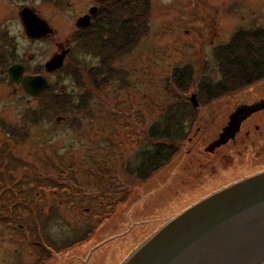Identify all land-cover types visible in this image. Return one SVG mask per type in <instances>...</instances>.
I'll use <instances>...</instances> for the list:
<instances>
[{"label":"rangeland","instance_id":"obj_1","mask_svg":"<svg viewBox=\"0 0 264 264\" xmlns=\"http://www.w3.org/2000/svg\"><path fill=\"white\" fill-rule=\"evenodd\" d=\"M26 1L40 6L57 24L62 42L75 32L76 18L94 5V0H68V8L47 0ZM127 1L132 3V0ZM140 1L147 3L149 8L143 16L142 34L112 61L116 73L104 80L100 88L93 87L86 73L99 65L100 58L90 51L78 50L75 36L72 60L78 67L73 65L70 69L67 66L51 78L53 95L67 94L72 98L69 111L54 113L47 108L41 114V98L19 92L13 94L5 81L0 82V264H92L105 252L168 220L209 194L212 176L224 181L210 174V167L201 170L199 167L193 171L199 174L196 180L180 183V178L188 181L190 173L181 170L183 154L188 147L186 138L183 143L176 144L178 152L170 162L147 181L137 176L135 180L129 177V172L135 162L141 161L142 149L150 148L146 132L153 121H159L165 107L176 102L173 94H179L178 101H184L196 91L198 81L183 93L176 90L170 80L172 70L191 68L195 80L218 77L215 51L239 30L264 29V0ZM8 2L11 5L20 3ZM74 67L81 71L80 81L71 75ZM82 99L84 106L80 105ZM225 102L223 97L212 107ZM54 110H57L55 104ZM221 123V117L212 120L204 111L201 120L196 121L195 117L191 121L188 136H193L197 126L202 125V142H206L213 138ZM8 130L20 131L19 142L1 135ZM105 155L111 164L121 165L125 182L122 190L111 198H102L104 202L100 205V196L106 194L99 191V184L106 187L109 183L101 182L98 171L92 169L100 167ZM191 157L185 163L193 160L197 165L198 160H202L197 159V155ZM53 158L67 168L70 158L74 162L72 168L90 170V173L74 174L100 196L90 197L84 208H78V204L77 208L58 207L60 216L52 217L46 213L48 209L43 208L40 222L36 224L34 220L22 218L17 222L16 218L31 213L32 209L14 205L16 191L29 198L25 189L35 184V169L42 174L44 169L50 171ZM123 192H130L128 198L111 209ZM9 212L10 219H7ZM72 230V236L62 238ZM83 236L87 238L72 244Z\"/></svg>","mask_w":264,"mask_h":264},{"label":"flooded vegetation","instance_id":"obj_2","mask_svg":"<svg viewBox=\"0 0 264 264\" xmlns=\"http://www.w3.org/2000/svg\"><path fill=\"white\" fill-rule=\"evenodd\" d=\"M19 4L12 5L8 0H0V82H6L8 88L11 87V93L16 94L19 92L21 95H26L31 98H42L47 97L48 94H53L52 91V76L56 75L59 71L63 70L68 66L70 69L73 67L72 55L74 52V42L75 36L78 37L82 31V34H87L89 26L96 20L101 7L108 3V0H103L97 2L94 0V5L89 6L87 12L79 15V17L88 14L90 16V23L84 27H77L74 33L70 34L69 37L62 42L61 35L59 34V29L57 24L46 16L44 10L40 6H34L31 3H27L26 0H16ZM60 7L68 8L70 7V2L68 0H47ZM124 1V0H118ZM126 1V0H125ZM95 8L93 13H90V9ZM29 21L31 26L40 30L37 34H29L26 31L25 19ZM72 26V25H71ZM85 30V31H84ZM62 52H65L63 63L60 67L54 69H48L46 64L55 56ZM16 65V69L23 67L22 77L32 76V75H43L47 79V85L45 89L39 93L37 96H30L24 92L21 83H16L12 80L10 76V67ZM66 69V71L68 70ZM219 75V74H218ZM219 77V76H218ZM218 77H211L213 80H217ZM261 84H264V79L257 81L256 83L250 85L249 87L231 94L223 95L219 98L212 99L208 103L202 104L197 91H195L197 100L199 102L198 106H193L195 111L193 112L191 119L199 121L203 118V113L206 111L209 117L213 119L222 118V123L217 125V130L213 138L203 141L202 125H198L193 136L186 137V143L188 145L185 148L184 156L182 159V171L187 170L190 172L188 175V181L180 178V183L185 184L189 181H194L198 178L197 172H193L195 168H207L210 167V174L218 178H224V181H218L211 179L213 183L207 192L211 193L213 191L219 190L225 186H228L236 181L254 175L256 173L264 171V86L258 88ZM226 98L225 104H220L219 106H214V103ZM190 103L188 99H186ZM259 102L263 104L262 106H257L250 113L243 115L238 129L235 134L228 138L224 143L215 146L213 150L208 151L206 147L219 137L223 127L228 123L229 116L231 113L239 106L242 105H252ZM260 106V107H258ZM40 107V106H39ZM209 107V108H208ZM200 109V110H199ZM226 110L225 113H223ZM222 112V113H221ZM222 114V116H221ZM3 124V123H2ZM13 128H11L12 130ZM2 130V129H1ZM20 131L17 132H2L1 135L14 142H19ZM148 136V133L146 132ZM148 138V137H147ZM185 139V138H184ZM181 139L180 143H183ZM198 147V148H196ZM1 148V146H0ZM203 150L204 152H201ZM200 151V152H199ZM197 155L198 160L197 165H194V161L190 160L188 163L189 156ZM70 155H67V157ZM191 157V158H192ZM107 155L99 163L100 167L97 169L98 175L100 176V181H108L109 185L106 187L99 184V191L106 194L99 195L100 199L104 197H110L116 193L118 190H122L124 187L125 178L122 173L121 165L111 164ZM170 162V161H169ZM168 162V163H169ZM52 168L47 172L44 169V174L35 169V184L29 185L25 189V193H28L29 198L26 196H21L17 192V200L14 202L18 208L21 209H32L31 213L26 212L22 216L16 218L17 222L20 218L26 220L29 219L35 224L40 222L39 219L42 214V209H48L46 213L51 214L52 217L60 216L57 211L58 207L65 208H84L85 205L89 203L90 197L97 199V190L92 191L86 186L83 179L75 175L74 173H90V170H80L72 168L74 165L73 159H67V167H64L59 159H52ZM167 163V164H168ZM166 164V165H167ZM138 162H135L133 170L129 173V177L137 179L135 173L137 174ZM60 166V168H59ZM165 166V165H164ZM163 166V167H164ZM196 166V167H195ZM198 166V167H197ZM54 171L55 174H52ZM47 172V173H46ZM217 172V173H216ZM219 175V176H218ZM63 176V177H62ZM39 177V178H38ZM41 181V183H39ZM112 181V182H111ZM99 182V181H98ZM131 186H135L131 185ZM26 186H23L24 188ZM130 190V189H129ZM132 190V187H131ZM13 191V190H12ZM24 193V192H23ZM47 193V194H46ZM130 192H123L122 196L118 201H114L111 205V209L117 208L121 203H123L129 196ZM124 198V201L122 200ZM76 200V203L74 202ZM114 200V199H112ZM103 204V200L100 201ZM48 203V204H47ZM86 211H88L86 209ZM7 219H10V212L7 214ZM32 217V218H31ZM14 218V217H13ZM105 218V216H104ZM67 218H65L66 220ZM10 223V220L8 221ZM18 226V223H15ZM22 229V227H18ZM24 229V228H23ZM72 233L66 234L62 238L73 235ZM73 243V242H72Z\"/></svg>","mask_w":264,"mask_h":264},{"label":"water","instance_id":"obj_3","mask_svg":"<svg viewBox=\"0 0 264 264\" xmlns=\"http://www.w3.org/2000/svg\"><path fill=\"white\" fill-rule=\"evenodd\" d=\"M94 11L91 8L89 12ZM89 23L86 14L77 19L76 26ZM25 26L29 34L40 31L27 18ZM64 54L55 55L47 68L60 67ZM19 67H10L12 80L21 83L26 94L37 96L47 79L43 75L22 77L23 67ZM187 99L193 106L199 105L195 92ZM259 104L237 107L206 150L232 137L243 115ZM92 264H264V171L203 196L168 220L105 252Z\"/></svg>","mask_w":264,"mask_h":264},{"label":"trees","instance_id":"obj_4","mask_svg":"<svg viewBox=\"0 0 264 264\" xmlns=\"http://www.w3.org/2000/svg\"><path fill=\"white\" fill-rule=\"evenodd\" d=\"M105 6L107 7H101L96 20L94 19L86 29L87 34L83 35L81 31L76 40L78 50L90 51L100 58L99 65L86 71L94 88H100L104 80L116 73V69L111 66L112 61L141 36L145 22L143 16L149 10L147 3L144 4L143 1L139 3V0H132V3H128L127 0L121 2L108 0ZM215 58L219 73L217 80L211 78L195 80L191 68H177L171 73L172 86L183 93L194 81H198L196 91L201 103L205 104L223 95L237 93L264 79V29L239 30L231 36L229 42L215 51ZM73 65H77V62H73ZM80 72L74 67L71 75L80 81ZM172 97L176 102L165 107L161 119L153 121L148 129L151 145L150 148L142 149V158L136 168V176L141 181H147L151 175L166 165L178 152L176 146L178 141L188 136L195 108L186 99L178 101L181 97L179 94H173ZM41 99L39 104L41 114L45 113L47 108L54 113L67 112L71 109L72 98L67 94L59 96L48 94ZM54 104L57 110H54ZM80 105L84 106L83 99ZM86 238L87 236H83L72 244Z\"/></svg>","mask_w":264,"mask_h":264}]
</instances>
